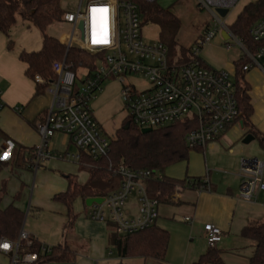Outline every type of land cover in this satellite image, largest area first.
<instances>
[{"label":"built area","instance_id":"built-area-1","mask_svg":"<svg viewBox=\"0 0 264 264\" xmlns=\"http://www.w3.org/2000/svg\"><path fill=\"white\" fill-rule=\"evenodd\" d=\"M144 1L152 3L156 0ZM239 1L196 0L197 7L207 11L211 20L185 57L171 58L161 42L144 40L142 20L134 3L78 0L76 11L65 12L60 21V26H68V33L63 38L54 39L67 49L77 48L93 56L94 66H80V72L75 73L66 60L53 64L56 79L46 90L52 101L44 120L36 127L41 143L36 149L35 163L49 159L79 162L81 154L93 159L106 156L110 150V139L102 133L89 103L97 97L105 80L131 75L140 76L146 82L143 90L134 86H124L122 90L127 118L133 125L142 130H153L181 121H194L195 128L185 137L190 149H204L217 141L238 119L234 84L226 71L213 70L203 64L199 57L201 49L223 29L230 40L225 48L237 46L241 50V60L245 61L242 71L257 69L264 74V17L249 29L255 44V49L250 50L229 32L224 20L215 12V9L230 11ZM104 9L106 13L102 11ZM105 38L107 43L97 42ZM34 81L44 83L39 75ZM14 110L20 112L19 108ZM55 133L64 135L77 153L47 150V142ZM13 149L11 141L0 143V162L11 158ZM112 172L122 177L120 186L104 197L100 204L91 205L89 219L113 224L119 235L141 232L154 226L159 203L147 195L144 183L160 180L162 175L151 170L131 171L124 166ZM238 177L237 199L257 202L259 193H264V159L241 158ZM184 190L209 191L208 179L204 177L198 184L190 181L183 187L176 186L171 201L177 202ZM134 193L137 195V213L129 217L125 202ZM183 221L191 223V218L184 217ZM202 236L208 248H215L221 241L222 231L206 223ZM28 240L29 235L22 228L15 241L0 239V253L9 257V264H36V254L19 251L21 242ZM41 251L49 253L50 247L42 246Z\"/></svg>","mask_w":264,"mask_h":264},{"label":"crops","instance_id":"crops-1","mask_svg":"<svg viewBox=\"0 0 264 264\" xmlns=\"http://www.w3.org/2000/svg\"><path fill=\"white\" fill-rule=\"evenodd\" d=\"M248 3H242L235 10V18ZM235 18L230 23L224 21L227 27ZM209 22L208 19L202 24L198 32L204 31ZM223 31L221 29L201 49L199 57L205 66L226 71L234 82L237 73L235 64L241 59V50L237 46L228 50L225 48L226 42L230 40L223 38L228 37L226 34L222 36ZM197 38L189 46L179 47L189 49ZM9 39L12 41L11 35ZM9 39L0 32V129L6 137L0 143L11 141L17 149L14 155L17 156L18 164L27 162V168L13 166L11 162L0 169V188L4 185L6 191L2 207L14 202L25 212L22 228L30 238L41 247L66 245L74 258L71 263L63 264H193L208 250L202 231L203 225L210 223L222 231L221 241L215 247L220 251V264H249L254 244L249 254L238 250L234 253L225 248L230 238L240 236L243 227L264 219V199L259 200L263 192L259 193L255 203L237 199L239 162L241 158L249 159L245 156L249 149L243 143L247 130L240 121L229 126L217 141L208 144L203 151L192 150L185 161L165 170L164 176L171 180L206 177L210 189L199 193L184 190L177 202L159 204L155 225L166 230L170 236L165 260L122 258L108 243V224L89 219L91 206H87L86 201L77 198L73 202L74 219L72 226L66 227L69 220L67 209L63 204L53 201V197L67 190V176L80 185L85 184L91 166L60 159L35 163L36 149L41 143L36 127L44 120L52 98L46 92L34 96L36 83L26 76V65L18 58L21 51H29L25 48L14 50L13 44L9 49ZM241 79L248 87L247 94L252 107L251 128L264 135V74L251 69L244 72ZM15 108H19L20 112H15ZM62 137L64 148L60 150L56 145ZM71 147L68 139L60 133H55L46 145V149L54 153L76 154L77 150ZM24 150L32 152L24 153ZM16 195L19 197L14 200ZM125 209L129 217L136 215V193L128 197ZM184 217H190L191 223L184 222ZM0 264H9V257L0 253Z\"/></svg>","mask_w":264,"mask_h":264},{"label":"trees","instance_id":"trees-1","mask_svg":"<svg viewBox=\"0 0 264 264\" xmlns=\"http://www.w3.org/2000/svg\"><path fill=\"white\" fill-rule=\"evenodd\" d=\"M65 0H0V32L8 39L10 31L20 18L24 22L33 24L42 33L41 48L37 51H21L19 60L26 65L25 74L34 80L39 75L43 84L35 86L34 96L46 92L50 84L56 79L53 71V64L66 60L71 69L78 73L80 66L93 67L94 57L77 48L67 49L62 43L50 37L47 29L54 23L60 22L65 11L61 8V2ZM134 3L139 10L142 26L151 23L158 27L159 38L168 51L171 58L186 56L189 49L179 47L176 41L180 29V20L169 10H163L156 5V2L148 3L144 0H121ZM264 17V0H253L246 4L236 16L229 32L239 39L242 44L250 49H255V44L249 35V29L261 18ZM9 39L7 47H12ZM245 61L239 60L235 64L236 77L233 82L238 119L243 128L247 130L246 135H251L262 150H264V135L257 133L251 128L250 116L252 107L247 94L248 87L242 82V66ZM195 128L194 121H181L175 124L153 129L147 134H142V129L133 125L128 118L125 119L121 128L110 139V150L104 157L93 159L81 154L80 165H90L89 177L85 184H78L75 179L67 176L68 187L63 193L53 197V201L63 204L68 213L66 227H71L74 219L72 204L80 198L86 201L89 198H103L118 189L122 177L112 171L119 166L126 169L151 170L160 173V180L152 179L144 183L147 195L156 200L159 204H173L171 197L176 186L183 187L190 181L200 183V179H184L181 181L171 180L164 176V172L170 166L185 161L192 150L203 151L201 148L190 149L185 143L186 135ZM0 129V141L5 139ZM15 145L8 161L0 162V169L12 162L14 166L27 168V162L18 164L15 153ZM17 150V149H16ZM31 150H24V153ZM35 155V154H34ZM5 186L0 188V239L15 241L22 229L25 212L17 207L14 202L2 207V199L5 195ZM19 195L14 197L16 200ZM108 243L122 258L139 257L155 261H164L169 244V233L156 225L141 232L119 235L113 224H108ZM240 236L250 240L254 244V253L249 259V264H264V221L252 223L243 227ZM20 253H33L38 256L36 264L46 263H71L73 253L66 245H56L50 248L49 253H42L41 245L29 237L28 241L20 244ZM220 251L216 248H208L207 252L193 264H220Z\"/></svg>","mask_w":264,"mask_h":264},{"label":"rangeland","instance_id":"rangeland-1","mask_svg":"<svg viewBox=\"0 0 264 264\" xmlns=\"http://www.w3.org/2000/svg\"><path fill=\"white\" fill-rule=\"evenodd\" d=\"M251 1L253 0H240L223 20L226 23L232 22L235 18V12L241 4ZM155 2L158 7L163 10H169L180 20V29L177 35L178 46H189L193 39L197 38V35L203 32L201 31L199 33L198 28L208 19L211 20L210 14L207 11L200 10L197 7L196 0H156ZM77 5L78 0H65L61 2V8L65 12H75ZM68 30V26H60V22H57L48 27L47 34L50 37L60 39L68 33ZM10 35L14 50L25 48L30 52L37 51L41 48L42 33L33 24L24 22L20 18H17V22L11 29ZM142 35L146 42L152 43L158 40L159 29L154 24L145 23L142 28ZM124 86H134L137 90H143L146 87V82L142 77L134 75L126 76L122 79L105 80L101 85V90L97 93V97L89 103V107L102 133L109 139L115 137L116 131L121 128L127 118V112L122 98ZM63 142L64 137L58 141L56 148L62 150L64 148ZM245 147L249 149V152L245 153V156L248 158L264 159V152L261 150L258 141H252L245 145ZM71 149L74 150L75 148L71 147ZM263 199L264 194H261L259 200L262 201ZM263 221L264 219H261V222ZM252 245V241L237 236L230 238L226 242L225 248L230 252L235 253L238 250L241 253L249 254Z\"/></svg>","mask_w":264,"mask_h":264},{"label":"water","instance_id":"water-1","mask_svg":"<svg viewBox=\"0 0 264 264\" xmlns=\"http://www.w3.org/2000/svg\"><path fill=\"white\" fill-rule=\"evenodd\" d=\"M215 12H216V14H217L220 18H222V19H224V18L227 16V14L229 13V11H228L227 9H215ZM79 28H80V29L82 28V24H80ZM223 34H226V32L223 31L222 36H223ZM226 36H227V34H226ZM223 38H224L225 40L228 39V37H223ZM150 131H151V130H149V129H143L141 132H142V134H147V133H149ZM252 140H253V136H251V135H247V136L243 139V143H244V144H248V143L251 142ZM102 200H103V199H101V198H89V199L86 200V205L90 207L93 203L100 204V203L102 202Z\"/></svg>","mask_w":264,"mask_h":264},{"label":"snow or ice","instance_id":"snow-or-ice-1","mask_svg":"<svg viewBox=\"0 0 264 264\" xmlns=\"http://www.w3.org/2000/svg\"><path fill=\"white\" fill-rule=\"evenodd\" d=\"M102 11L106 13V9H104V10H102ZM97 42L107 43V39L105 38L104 40H102V41H97Z\"/></svg>","mask_w":264,"mask_h":264}]
</instances>
